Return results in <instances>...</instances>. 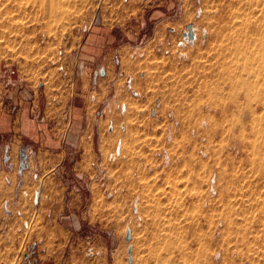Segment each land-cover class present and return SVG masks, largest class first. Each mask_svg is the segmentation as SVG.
I'll return each mask as SVG.
<instances>
[{
	"label": "rangeland",
	"instance_id": "374dc122",
	"mask_svg": "<svg viewBox=\"0 0 264 264\" xmlns=\"http://www.w3.org/2000/svg\"><path fill=\"white\" fill-rule=\"evenodd\" d=\"M263 49L264 0H0V84L38 100L0 264H264Z\"/></svg>",
	"mask_w": 264,
	"mask_h": 264
},
{
	"label": "crops",
	"instance_id": "0c3cea01",
	"mask_svg": "<svg viewBox=\"0 0 264 264\" xmlns=\"http://www.w3.org/2000/svg\"><path fill=\"white\" fill-rule=\"evenodd\" d=\"M32 93L35 92L32 91ZM36 98L37 95L31 94V91L24 88L23 85L14 84L12 86H9L5 82L3 84H0V163L4 160V157L8 155L10 151H12L11 144H15L14 142L20 143L19 139L22 138V135L28 134L27 132V134H25V128L28 126L32 127V125L28 124V122L25 121V117L27 116V111L29 110L31 105H33V107L31 108V112L33 113L35 111L34 109L37 107L38 102ZM31 101L33 104L30 103ZM48 106H50L49 103H47L46 105V116L44 118L59 121L63 117L61 116L62 113L61 115H58V113H56V115H54V118H52L51 116L49 118ZM24 107L26 112H24L23 114L22 111ZM21 121L26 122V124L23 125V129L21 128ZM69 131L72 132L73 130L70 128ZM3 172H5V174L7 175L6 177H9L8 174L14 173V170L13 168H10L7 166V164H5L3 167H1L0 176ZM12 184L13 181L11 180V184L6 185L11 187Z\"/></svg>",
	"mask_w": 264,
	"mask_h": 264
},
{
	"label": "built area",
	"instance_id": "2783aa9c",
	"mask_svg": "<svg viewBox=\"0 0 264 264\" xmlns=\"http://www.w3.org/2000/svg\"><path fill=\"white\" fill-rule=\"evenodd\" d=\"M90 31H92V24H85L83 26V29H82V32L83 33H89ZM193 34V36H191L190 34ZM198 40V35H197V32L195 30V26L194 25H190L187 27L186 31H184V33L182 34V37H181V40L179 42V46L181 48H185L186 46H194L196 41ZM180 58H183V55L180 56ZM129 86L131 88V81H129ZM133 94L136 96V97H139V93L136 92L135 90L132 91ZM158 102V101H156ZM126 105H122V109L126 110ZM160 108H161V102L155 104L152 108H151V113L155 116L158 115L159 111H160ZM167 118L171 121V125L173 127H178L180 125V122L179 120L175 117V115L172 113V112H167L166 114ZM169 129V128H168ZM169 133H170V130H169ZM121 151V145H119L117 147V152L120 153ZM164 154L167 155V152L166 150L164 151ZM35 178H37V176L35 175L34 176ZM6 181L8 183H10V180L6 179ZM212 192L215 193V189L214 187H212ZM1 209H2V213L3 215L5 214L6 216L8 215H12L13 214V210L10 206V204L8 202H5L2 206H1ZM22 212L21 211H18L17 212V215H21Z\"/></svg>",
	"mask_w": 264,
	"mask_h": 264
},
{
	"label": "water",
	"instance_id": "95a60500",
	"mask_svg": "<svg viewBox=\"0 0 264 264\" xmlns=\"http://www.w3.org/2000/svg\"><path fill=\"white\" fill-rule=\"evenodd\" d=\"M191 36H193V34L191 33L190 34ZM101 74L102 75H104L105 74V70L103 69L102 71H101ZM96 75V77H97V73L95 74ZM131 238V231H128V233H127V239L129 240ZM129 253H131V251L129 252ZM28 256V255H27ZM132 259L130 258V261H131Z\"/></svg>",
	"mask_w": 264,
	"mask_h": 264
},
{
	"label": "bare ground",
	"instance_id": "6f19581e",
	"mask_svg": "<svg viewBox=\"0 0 264 264\" xmlns=\"http://www.w3.org/2000/svg\"><path fill=\"white\" fill-rule=\"evenodd\" d=\"M61 12V11H60ZM242 19V18H241ZM236 25V24H235ZM251 29V28H250ZM251 38V37H250ZM249 45V44H248ZM240 47V46H239ZM239 49V48H238ZM250 50V49H249ZM264 50V49H263ZM261 51H262V49H261ZM247 52V51H246ZM260 53V52H259ZM244 55V54H243ZM258 61V60H257ZM264 61V60H263ZM258 63V62H257ZM88 151V150H87Z\"/></svg>",
	"mask_w": 264,
	"mask_h": 264
},
{
	"label": "trees",
	"instance_id": "16d2710c",
	"mask_svg": "<svg viewBox=\"0 0 264 264\" xmlns=\"http://www.w3.org/2000/svg\"><path fill=\"white\" fill-rule=\"evenodd\" d=\"M25 111H26V110H25ZM25 111H24V112H25ZM23 114H24V113H23Z\"/></svg>",
	"mask_w": 264,
	"mask_h": 264
}]
</instances>
